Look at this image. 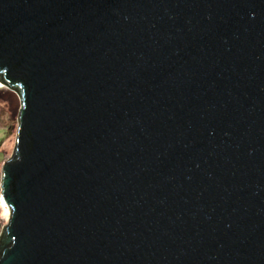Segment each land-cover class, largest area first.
Here are the masks:
<instances>
[{
  "label": "water",
  "instance_id": "obj_1",
  "mask_svg": "<svg viewBox=\"0 0 264 264\" xmlns=\"http://www.w3.org/2000/svg\"><path fill=\"white\" fill-rule=\"evenodd\" d=\"M0 85V264H264V0H0Z\"/></svg>",
  "mask_w": 264,
  "mask_h": 264
},
{
  "label": "rangeland",
  "instance_id": "obj_2",
  "mask_svg": "<svg viewBox=\"0 0 264 264\" xmlns=\"http://www.w3.org/2000/svg\"><path fill=\"white\" fill-rule=\"evenodd\" d=\"M19 110L17 95L0 85V242L11 217L9 207L2 201V164L11 158L14 150Z\"/></svg>",
  "mask_w": 264,
  "mask_h": 264
},
{
  "label": "trees",
  "instance_id": "obj_3",
  "mask_svg": "<svg viewBox=\"0 0 264 264\" xmlns=\"http://www.w3.org/2000/svg\"><path fill=\"white\" fill-rule=\"evenodd\" d=\"M1 242H2L1 245H3V247H5V241H4V238L1 240ZM3 247H2V248H3Z\"/></svg>",
  "mask_w": 264,
  "mask_h": 264
},
{
  "label": "bare ground",
  "instance_id": "obj_4",
  "mask_svg": "<svg viewBox=\"0 0 264 264\" xmlns=\"http://www.w3.org/2000/svg\"><path fill=\"white\" fill-rule=\"evenodd\" d=\"M3 201V200H2ZM4 202V201H3ZM7 206V205H6ZM6 206H4V207H6Z\"/></svg>",
  "mask_w": 264,
  "mask_h": 264
}]
</instances>
